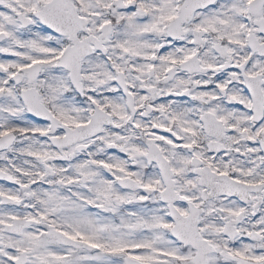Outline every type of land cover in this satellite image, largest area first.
I'll return each instance as SVG.
<instances>
[{
  "label": "snow or ice",
  "instance_id": "6c2138e0",
  "mask_svg": "<svg viewBox=\"0 0 264 264\" xmlns=\"http://www.w3.org/2000/svg\"><path fill=\"white\" fill-rule=\"evenodd\" d=\"M0 264H264V0H0Z\"/></svg>",
  "mask_w": 264,
  "mask_h": 264
}]
</instances>
